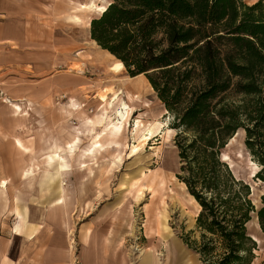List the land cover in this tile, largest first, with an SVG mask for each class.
Masks as SVG:
<instances>
[{"label":"rangeland","instance_id":"374dc122","mask_svg":"<svg viewBox=\"0 0 264 264\" xmlns=\"http://www.w3.org/2000/svg\"><path fill=\"white\" fill-rule=\"evenodd\" d=\"M61 1L66 3L65 13H51L42 24L38 22L35 27L44 34L32 38L35 46L49 44L44 53H34L36 61L41 62L38 56L43 55V61L49 66L47 72L34 73L35 84L44 77L49 80L44 85L34 86V98L28 99L31 111L26 115L14 112L6 105L11 114L16 113L12 115V125L18 130L14 138L27 147V151L17 148L15 154H8L9 160L13 158L19 178L30 161L34 162L36 174L31 183L19 179L12 184L37 191L45 189L47 178L42 172L45 168L50 172L54 169L44 163L43 158L54 144L67 149L73 142L75 154L72 157L66 153V164L61 166L62 173L71 167L62 176L63 197L59 203H63L60 208L51 207L49 223L44 227L50 236L51 250L61 248L54 243L61 238L67 242L69 264H81L83 259L87 264H139L143 251L152 252L157 264H203L186 243L198 240L200 231L196 227V204L176 177L179 160L172 115L164 109L151 85L143 83L138 91H134L131 84L129 89L133 92L130 94H139L140 98L139 102L131 104L135 106L127 117L125 133L117 144L107 136H97L105 125L104 118L110 114V109L97 99V93L103 87L117 89V83L132 77L125 70L121 73L125 79L111 77L106 58L100 60L94 54L98 63L94 66L103 70L89 67L85 70L84 65L75 64L72 71L76 75L84 74L85 78L71 84L73 79L69 77L68 68L75 53L82 51L85 54L92 49L104 51L91 41L86 24L98 10L83 13V21L78 24L67 18L71 14L69 0ZM74 1H95L104 5L108 0ZM77 68H82L83 73ZM143 100L149 107L143 106ZM136 117L142 118L144 125L155 120L168 123L170 131L162 136L166 127L162 126L137 154L128 157L131 143H136L130 131ZM89 119H92L91 123ZM100 123L102 128L97 127ZM244 140V132L239 130L223 150L222 160H226L237 179L251 186V199L260 207L264 181L254 175L261 166L246 148ZM97 142L100 146L96 155L84 154L86 146ZM33 199L35 205H39L41 200L46 201V196L35 195ZM248 229L257 237L259 246L253 264H264V236L254 220ZM175 244L180 247L177 256L174 255L176 250H172ZM35 247L45 246L37 243Z\"/></svg>","mask_w":264,"mask_h":264},{"label":"trees","instance_id":"16d2710c","mask_svg":"<svg viewBox=\"0 0 264 264\" xmlns=\"http://www.w3.org/2000/svg\"><path fill=\"white\" fill-rule=\"evenodd\" d=\"M89 35L144 75L173 117L176 174L196 204L200 238L186 242L203 264H253L264 236L261 206L222 153L242 130L264 181V0H108ZM255 236V235H254Z\"/></svg>","mask_w":264,"mask_h":264},{"label":"crops","instance_id":"0c3cea01","mask_svg":"<svg viewBox=\"0 0 264 264\" xmlns=\"http://www.w3.org/2000/svg\"><path fill=\"white\" fill-rule=\"evenodd\" d=\"M244 1L252 4L257 0ZM69 2L71 4L69 7L71 14L67 18L79 24L80 21H83V13L87 12L78 7L83 2L74 0H69ZM65 9L66 3L61 0H0V89L11 98V102H18L21 105V108L17 109L12 106L13 103L7 104L0 100V264H69L67 242L64 243L61 238L57 242L55 240L54 243H57L61 248L51 250L49 247L51 244L50 236L44 229L45 224L49 223L50 220L51 207L59 206L60 208L63 203H56L55 201L60 197V194H50L46 187L37 191L19 188L17 183L16 186L12 184V182H17L19 179L24 183H31L36 175L35 165L34 162L30 161L31 163L22 171L19 178L12 163L13 158L9 160L8 157V154H15L17 148L27 151V147L23 145L22 141L14 138L18 130L16 125H12V117L16 113L11 114L8 106L14 112L17 111L26 115L31 111L28 99L34 98V86L39 83H41L39 85H44L49 80L48 77H44L36 80V84L34 81L33 75L35 72L39 74L47 72L49 69V66L45 64L46 61H43V55L38 56L41 58V62L35 60V52L44 53L49 48V44L34 45L32 38L43 36V32L38 30L35 25H38V22L42 24L46 19L45 17L51 13L55 15L64 14ZM86 24L89 26V19ZM45 36H48V34H45ZM91 41L93 42V40ZM93 43L95 44V42ZM94 54H97L100 60L107 57L105 53L95 49L85 54L82 51L75 53L76 57L68 68L71 74L69 77L73 79L71 81L72 85L85 78L84 74L76 75L72 71L75 64L84 65L85 70L88 67L89 69L103 70L98 66H94V63L98 64L95 60L97 58L94 59L93 57ZM121 75L119 77L125 79ZM129 78L127 79L128 82L131 81ZM132 79L142 80L134 91H138L141 85L146 83L144 75L137 78L133 76ZM116 85L119 86L118 83ZM126 90L129 93L133 92L128 87ZM76 105L74 104V106ZM98 106H100L99 103ZM88 121L91 123L92 119ZM94 127L96 126L94 125ZM97 127L102 128V123L98 124ZM76 139L79 140L77 136ZM69 146H75V143L72 142ZM58 149L65 151V148L54 144L50 152L43 158V162L47 163L52 169L57 165L55 152ZM70 170L71 167L69 166L68 171ZM68 171L63 172L62 176ZM53 172L45 168L42 173L48 179V176L52 175ZM45 191H47V194H45ZM35 195L42 198L46 196V201L41 200L39 205H35L33 199ZM255 224L258 226L256 221ZM253 238L256 240L257 237L253 235ZM37 243H41V246L45 247L37 248L35 247ZM174 247L172 250H176L174 255L177 256L180 247L176 244ZM172 250L171 253H173ZM143 252L148 254L150 251ZM142 258L143 256L140 254L139 264H142ZM81 264L87 263L83 259Z\"/></svg>","mask_w":264,"mask_h":264},{"label":"bare ground","instance_id":"6f19581e","mask_svg":"<svg viewBox=\"0 0 264 264\" xmlns=\"http://www.w3.org/2000/svg\"><path fill=\"white\" fill-rule=\"evenodd\" d=\"M78 7L81 10H86V11H89V10L102 11L105 9L104 5L96 4L95 1L85 3V4L80 3ZM103 51L107 56L106 57V65L109 68L110 76L111 77L120 76L121 73L125 70L123 63L120 60L116 59L109 52H107L105 50H103ZM109 56H110V58H109ZM111 57H112V59H111ZM78 71H79V73H83L82 68L78 69ZM139 76H143V75H141V74L136 75V78ZM130 80H131L130 82L122 81L121 83H119L118 88L116 87L117 89H114L113 87L109 86V87H103L99 93L96 92L97 93L96 97L100 101V103H102V106H107V109L108 110L110 109L109 110L110 114L108 116L106 115V117L103 120V121H105V125L103 126V129H101L97 133V136L98 137H100L101 135L107 136L116 144H117V141L122 137L123 133H125L124 130L127 127V117L129 115L130 110L133 108V106H135V105H131V104H133V102H135V101L139 102L138 100L140 98L139 94H136V95L130 94L126 90V88L127 87L130 88L131 84H133V86L135 88H137L138 84H140V81H142V80L134 79L135 80L134 81L132 78ZM145 82L150 86L149 82L146 79H145ZM11 103H13L12 106L14 108H17V109L21 108L20 103H18V102H15V103L11 102ZM143 106L149 107V104L147 102H145V100H143ZM135 119L136 120L134 122L133 128L130 131L133 132V139L136 140V143H135V141H133V143H131V146L129 147L130 150H128L129 151L128 157L134 156L135 154H137L141 150V148H142L141 146L147 144V142L149 140H151L154 133L157 132L162 126H164V125L166 126L165 129L163 128L164 130L162 131L163 132L162 136L165 137V134L168 131H170V128L167 125L168 123L167 124L163 123V121L161 122V121L155 120L154 123L149 122L148 124L144 125V121L142 118L136 117ZM158 134L160 135V133H158ZM99 146H100V144H98V142L88 145L87 147H85L84 154L89 155V156L96 155V153L99 151L98 150ZM127 146H129V145H127ZM74 147L75 146H68L64 152L61 149L60 150L58 149L55 152V156L57 159V161H56L57 165L55 164L56 166L54 168L53 174L52 175L50 174L48 176V179L45 182V184L47 186L46 189L50 194H54V193L60 194V197H58L55 200L56 203L61 202V197H63V187H62L63 180L61 181V177H62L61 166L63 164H66V153L71 154V156L73 154H75V150H74L75 148ZM30 178H32V177H30ZM53 190H54V192H53ZM141 256H143V258L141 260L142 264H157V261H156L155 257L153 256L152 252H149L148 254L141 252Z\"/></svg>","mask_w":264,"mask_h":264},{"label":"built area","instance_id":"2783aa9c","mask_svg":"<svg viewBox=\"0 0 264 264\" xmlns=\"http://www.w3.org/2000/svg\"><path fill=\"white\" fill-rule=\"evenodd\" d=\"M0 100L7 104H10V102L12 101L11 98L2 89H0Z\"/></svg>","mask_w":264,"mask_h":264}]
</instances>
